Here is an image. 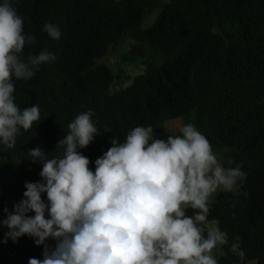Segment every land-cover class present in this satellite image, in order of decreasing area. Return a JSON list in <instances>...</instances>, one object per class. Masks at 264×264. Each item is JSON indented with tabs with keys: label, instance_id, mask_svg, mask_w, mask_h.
Listing matches in <instances>:
<instances>
[{
	"label": "trees",
	"instance_id": "trees-1",
	"mask_svg": "<svg viewBox=\"0 0 264 264\" xmlns=\"http://www.w3.org/2000/svg\"><path fill=\"white\" fill-rule=\"evenodd\" d=\"M11 2L24 31L35 37L24 57L46 49L56 59L28 80L13 78L14 102L21 110L38 105L40 119L21 129L13 148L0 145V221L3 209L22 199L25 182L41 179L42 164L25 158L28 149L41 147L47 158L62 155L57 142L78 114L91 110L99 131L78 150L93 171L112 140L124 142L136 126L150 125L159 134L167 121L185 118L212 150L227 148L223 166L239 165L246 173L236 191L218 189L209 198L208 222L228 240L216 247L218 264H264V0ZM46 22L59 27L58 40L43 31ZM119 48L127 68L139 73L104 60ZM5 231L0 226V241ZM237 238L243 261L230 251ZM46 242L55 247L54 240ZM42 253L43 245L28 235L0 242V264H28Z\"/></svg>",
	"mask_w": 264,
	"mask_h": 264
},
{
	"label": "clouds",
	"instance_id": "clouds-1",
	"mask_svg": "<svg viewBox=\"0 0 264 264\" xmlns=\"http://www.w3.org/2000/svg\"><path fill=\"white\" fill-rule=\"evenodd\" d=\"M43 31L53 40L61 36L50 22ZM34 41L11 0H0V145L8 149L21 129L40 119L38 105L21 110L14 102L13 78L28 80L56 59L46 49L24 57ZM92 115L82 112L68 124L56 146L62 155L47 158L41 147L28 149L25 158L42 164L41 179L26 181L22 199L3 209L0 226L7 231L0 242L28 235L43 245V258L28 264H218L212 250L228 240L208 222L209 198L218 189L236 191L246 173L239 165L223 166L190 123L166 139L154 138L150 125L136 126L124 142L112 140L93 171L78 151L99 133ZM187 208L198 211L189 216ZM230 251L244 260L238 238Z\"/></svg>",
	"mask_w": 264,
	"mask_h": 264
},
{
	"label": "rangeland",
	"instance_id": "rangeland-1",
	"mask_svg": "<svg viewBox=\"0 0 264 264\" xmlns=\"http://www.w3.org/2000/svg\"><path fill=\"white\" fill-rule=\"evenodd\" d=\"M162 2H167L169 0H161ZM163 3H161L162 6ZM153 19H150V16H147L145 18V22L143 23L144 27H147L149 25H151L154 20H155V14L153 15ZM121 48L116 49V50H111L108 55L106 56V58L104 59L105 61L109 62L110 64H112L113 66H119V67H123V68H127V64H125V62L122 61V54L125 52L123 51ZM118 67V68H119ZM140 68H137L135 70H138ZM127 74L130 75H136L137 73H139L140 71L134 72L133 70V66L130 65V69H125L124 70ZM143 72V71H142ZM133 80V77L131 78V80L128 82H125L124 85H127L128 83L130 84ZM184 121H186L185 118H176V119H172L167 121V124L163 130L162 133H154L153 132V137L154 138H159V139H166L168 135H172V136H176L177 134H180L179 132V128L182 127L184 125ZM227 150L226 147H221L218 148L216 150H213L214 154L217 156L218 161L223 165L222 163V158H223V153L224 151ZM216 194H212L210 196V198L215 197ZM219 249V250H218ZM214 248L212 250V254L213 256L218 260V257L222 254V251L220 250V248ZM254 261L250 262L249 264H253Z\"/></svg>",
	"mask_w": 264,
	"mask_h": 264
}]
</instances>
